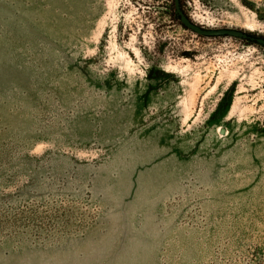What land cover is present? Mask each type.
I'll return each mask as SVG.
<instances>
[{"label":"rangeland","instance_id":"1","mask_svg":"<svg viewBox=\"0 0 264 264\" xmlns=\"http://www.w3.org/2000/svg\"><path fill=\"white\" fill-rule=\"evenodd\" d=\"M181 4L264 38V0ZM170 5L0 0V264H264V48Z\"/></svg>","mask_w":264,"mask_h":264},{"label":"water","instance_id":"2","mask_svg":"<svg viewBox=\"0 0 264 264\" xmlns=\"http://www.w3.org/2000/svg\"><path fill=\"white\" fill-rule=\"evenodd\" d=\"M174 14L179 19L180 24L188 31L202 37H230L240 40H247L257 46L264 48V38L254 36L250 33H246L237 29H207L192 22L183 12L180 4V0H173ZM221 134L224 133V129H221Z\"/></svg>","mask_w":264,"mask_h":264},{"label":"trees","instance_id":"3","mask_svg":"<svg viewBox=\"0 0 264 264\" xmlns=\"http://www.w3.org/2000/svg\"><path fill=\"white\" fill-rule=\"evenodd\" d=\"M180 4H181V0H180ZM182 4H181V8H182ZM183 10V8H182ZM168 18L174 22H176L179 26H181L183 29H185L179 22V19L175 16L174 14V4H173V0H171V5L169 6L168 9ZM152 68H150L149 73L151 72ZM159 75L161 76H166V74L164 72H159ZM233 86H230L226 91L223 92L222 98H221V103H225L226 107H228L231 103V99H232V95H233Z\"/></svg>","mask_w":264,"mask_h":264}]
</instances>
